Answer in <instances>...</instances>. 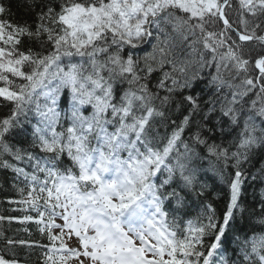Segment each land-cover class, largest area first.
I'll use <instances>...</instances> for the list:
<instances>
[{
    "label": "snow or ice",
    "instance_id": "1",
    "mask_svg": "<svg viewBox=\"0 0 264 264\" xmlns=\"http://www.w3.org/2000/svg\"><path fill=\"white\" fill-rule=\"evenodd\" d=\"M0 82V169L23 185L10 203L49 241L8 246L47 248L42 264H264V194L259 211L243 201L264 183V162L249 171L264 161V0H0ZM205 161L222 216L189 210Z\"/></svg>",
    "mask_w": 264,
    "mask_h": 264
},
{
    "label": "trees",
    "instance_id": "2",
    "mask_svg": "<svg viewBox=\"0 0 264 264\" xmlns=\"http://www.w3.org/2000/svg\"><path fill=\"white\" fill-rule=\"evenodd\" d=\"M7 3V0H5ZM13 13H16L17 16L23 11V9H18L16 4L13 3L11 5ZM0 86H2V82H0ZM203 85H200L196 91H200ZM9 115V108L5 107L4 104H0V118ZM179 114H177L178 116ZM35 120L33 119V123ZM163 134L165 130L160 129ZM261 161L259 157H257L253 161V165L249 166V171L255 173L257 169L261 166ZM204 167L209 169L210 172L205 175L203 172L200 175V181L207 185L205 189V195L203 197H196L194 195H189V210L191 214L194 216L200 210L201 201H206L212 203L213 206L217 210V215L222 216L225 211V205L228 199L227 186L221 182L218 176L215 174L213 170L209 168L207 161L204 163ZM14 173L11 170L0 169V216L4 217H12L9 221L8 219L0 221V256L8 260L17 259L20 261V264H42V259L44 254L48 252L47 248H26L21 247L19 245L8 246L5 243V238H11L13 240H29V241H38L40 244L47 245L49 241L46 237H42L41 234L37 231L36 225L32 222L20 223L19 220L23 218L24 215H32L36 216L34 211H21V209L25 208L24 205L17 203H10V201H18L21 199L18 186L22 187L23 185L19 180H14ZM264 189V183L260 181L251 182L249 181L246 189L245 195L243 197V201L245 206L251 208V206L255 205L257 211H259V201L262 196L260 192L256 191L255 187L260 186ZM221 187V188H219ZM249 223L248 213H245L244 219L241 220L239 214L237 215L236 226L239 228H247ZM233 239V235L228 233V241L230 242ZM229 248H234L235 245L229 243L227 245Z\"/></svg>",
    "mask_w": 264,
    "mask_h": 264
},
{
    "label": "bare ground",
    "instance_id": "3",
    "mask_svg": "<svg viewBox=\"0 0 264 264\" xmlns=\"http://www.w3.org/2000/svg\"><path fill=\"white\" fill-rule=\"evenodd\" d=\"M176 118L177 119H179V115L178 116H176ZM163 130H165L163 127H161ZM208 172H210L209 170H207V171H205V172H203L205 175H207V173ZM264 187V186H263ZM219 188H221V187H219ZM256 188V191L257 192H260L261 194H264V189L261 187V184H260V186H259V188L258 187H255ZM222 189V188H221ZM223 190V189H222Z\"/></svg>",
    "mask_w": 264,
    "mask_h": 264
}]
</instances>
